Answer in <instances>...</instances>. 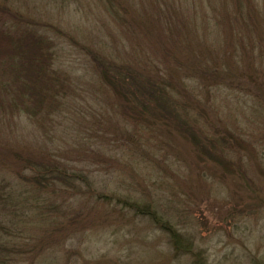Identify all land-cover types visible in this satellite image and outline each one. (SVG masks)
Returning <instances> with one entry per match:
<instances>
[{
	"label": "rangeland",
	"instance_id": "374dc122",
	"mask_svg": "<svg viewBox=\"0 0 264 264\" xmlns=\"http://www.w3.org/2000/svg\"><path fill=\"white\" fill-rule=\"evenodd\" d=\"M123 1L139 15L147 10L158 40L170 33L158 21L163 0ZM171 1L182 21L174 44L206 47L230 64L219 84H177L182 101L206 117L192 127L197 134L217 129L234 138L219 152L226 166L199 156L184 132L129 120L90 56L117 47L115 57L126 59L133 46L103 0H0V29L17 18L52 41L72 88L48 115L9 102L0 108V183L6 192H40L59 211L52 226L32 233L36 249L19 264H264V0H240L252 9L249 30L238 0ZM137 41L157 57L146 34ZM171 64L172 77L185 81ZM51 162L82 177L34 183V168Z\"/></svg>",
	"mask_w": 264,
	"mask_h": 264
},
{
	"label": "trees",
	"instance_id": "16d2710c",
	"mask_svg": "<svg viewBox=\"0 0 264 264\" xmlns=\"http://www.w3.org/2000/svg\"><path fill=\"white\" fill-rule=\"evenodd\" d=\"M104 2L109 17L116 23L123 39L126 38L128 43L133 42V46L129 49L130 54L125 53L126 59L115 57L117 47L109 49L108 53L107 50L105 53H93L91 50L90 56L100 80L121 99L127 112H130L129 120L148 123V126H155L161 133L172 132L171 130L184 132L199 156L221 158L222 164L226 166L228 162L219 152L225 146H232L234 138L229 132L217 129L216 136L205 133L203 129V133L197 134L193 129L194 125L206 117L199 109L182 101L177 84L182 83L185 91L188 78L204 81L208 85L219 84L229 77L230 64L220 61V55L206 47L201 46V52L197 53L193 46L184 42L174 44V38L170 35H178L177 30L182 21L181 9L171 0L157 2L158 21H162L170 31L159 40L156 38L153 18L146 9L139 15L132 8L134 4H126L123 0H103ZM245 9L252 12L251 8L245 7L238 0V20L249 30L252 16L245 15ZM15 20V24L0 29V108L9 102V108H18L34 117L43 112L48 115L60 107L67 92L72 91L71 85L56 67L53 42L39 34L29 23L17 18ZM145 34L149 37V48L158 53L157 57H154L151 50L142 49L138 43L140 36ZM203 43L199 42L200 45ZM173 60L183 68L180 73L185 75V81H177L172 77ZM190 96L193 100L196 99L195 94ZM218 165L215 164L213 168L217 170ZM65 172L66 170L51 162L36 166L32 180L47 187L62 182L72 183V180L82 177L76 175L73 179ZM131 206L133 205L129 206L132 210H139ZM58 212L52 213L50 207L42 202L40 192H6L0 183V264H19L25 257L33 254L36 248L32 233L52 226ZM148 212L155 219L153 215L156 210Z\"/></svg>",
	"mask_w": 264,
	"mask_h": 264
}]
</instances>
